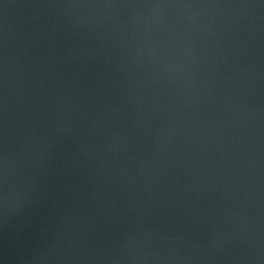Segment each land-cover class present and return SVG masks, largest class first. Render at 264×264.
I'll use <instances>...</instances> for the list:
<instances>
[{
	"label": "water",
	"instance_id": "1",
	"mask_svg": "<svg viewBox=\"0 0 264 264\" xmlns=\"http://www.w3.org/2000/svg\"><path fill=\"white\" fill-rule=\"evenodd\" d=\"M0 264H264V0H0Z\"/></svg>",
	"mask_w": 264,
	"mask_h": 264
}]
</instances>
